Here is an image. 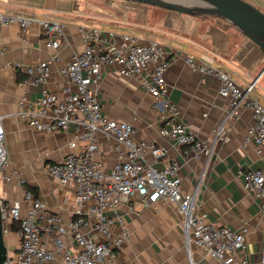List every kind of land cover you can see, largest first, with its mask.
Instances as JSON below:
<instances>
[{"label": "crops", "instance_id": "0c3cea01", "mask_svg": "<svg viewBox=\"0 0 264 264\" xmlns=\"http://www.w3.org/2000/svg\"><path fill=\"white\" fill-rule=\"evenodd\" d=\"M264 11V0H247ZM0 11L32 14L53 18L62 23L66 39L57 50L62 61L69 60L88 44L86 32L128 33L141 41L154 40L163 45L172 60L166 72L168 102L179 108V119L213 148L210 156H185L183 146L159 133L167 116L163 99H156L141 84L140 76H124L118 66H103L98 95L105 114L134 124L135 142L153 141L167 148V158L180 165L183 190L191 192L199 186L197 203L206 213L205 221L235 229L248 228L244 253L249 264H264V211L259 198L243 185V171L264 169V156L253 144L245 145L252 111L239 107V114L228 120V139H217L214 129L228 112L230 99L219 93V82L212 75L194 71L186 63L188 55L197 61L221 67L241 86L257 79L252 95L264 104V51L230 23L209 15L194 16L165 8L126 0H0ZM56 50L45 44L39 26L31 29L23 40L18 24L0 28V110L4 115L6 146L10 163L6 172L18 169L26 186L44 200L49 209L71 219L76 215L73 184H62L48 174L47 161L59 162L68 151L73 128L55 133L31 130L18 114L19 101L26 97L35 101L46 86L60 97L72 88L59 72L60 62H52V75L44 84L28 80V66L51 58ZM95 158L106 168L126 155L125 145L118 147L114 139L99 138ZM148 160L163 165L162 160ZM0 173V199H22L24 186L12 177L3 180ZM159 210L140 202L124 204L121 212L125 224L116 223L114 234L123 229L129 239L119 250L129 264H185L188 261L184 216L174 203L160 201ZM7 250L16 253L20 246L17 231L4 232ZM197 264H221L194 250Z\"/></svg>", "mask_w": 264, "mask_h": 264}, {"label": "built area", "instance_id": "2783aa9c", "mask_svg": "<svg viewBox=\"0 0 264 264\" xmlns=\"http://www.w3.org/2000/svg\"><path fill=\"white\" fill-rule=\"evenodd\" d=\"M14 23L19 25L25 41L31 29L39 26L45 44L56 50L51 58L27 67L28 80L45 85L52 75V62L59 61L61 76L72 86L65 97L45 86L37 100L21 98L18 114L36 132L55 133L73 128L65 156L59 162L47 161L44 169L62 184L74 185L76 215L67 219L52 211L25 185L26 180L18 169L6 172L10 158L0 110V173L3 180L15 177L24 186L22 199H0L3 231L16 225L20 238L18 251H8L2 264H129L119 253L121 245L129 239V232L123 229L114 234L112 227L116 223L125 224L121 208L132 201L156 210L160 209V201L177 205L184 216L188 254L185 264H197L194 250L221 264H249L244 253L248 228L235 229L205 221L206 213L197 203L199 186L191 192L183 190L180 165L167 158V148L153 141L135 142L134 124L110 118L102 109L98 84L103 66H118L119 74L140 76L143 88L165 101L167 116L159 128L161 136L183 146L185 156L212 154L213 148L197 138L188 124L179 119V108L167 100L166 72L172 60L163 45L154 40L141 41L128 33L91 28L86 32V48L62 61L57 51L66 39L62 23L35 14L0 11V28ZM186 63L194 71L214 76L219 82V93L230 99L227 114L214 129L215 137L228 139V120L244 106L253 114L245 145L253 144L264 156V104L252 95L258 78L243 87L223 68L197 61L194 55H188ZM100 136L114 139L118 147L127 148L126 155H121L110 168L95 158ZM148 156L164 164L157 165ZM243 179L244 187L256 194L264 211V169L243 171Z\"/></svg>", "mask_w": 264, "mask_h": 264}, {"label": "water", "instance_id": "95a60500", "mask_svg": "<svg viewBox=\"0 0 264 264\" xmlns=\"http://www.w3.org/2000/svg\"><path fill=\"white\" fill-rule=\"evenodd\" d=\"M157 6L194 16L220 18L238 30L264 51V11L247 0H126ZM0 206V264L7 257Z\"/></svg>", "mask_w": 264, "mask_h": 264}, {"label": "trees", "instance_id": "16d2710c", "mask_svg": "<svg viewBox=\"0 0 264 264\" xmlns=\"http://www.w3.org/2000/svg\"><path fill=\"white\" fill-rule=\"evenodd\" d=\"M30 189L34 191V189H32V188H30ZM13 228L16 230L17 229L16 225H14Z\"/></svg>", "mask_w": 264, "mask_h": 264}]
</instances>
